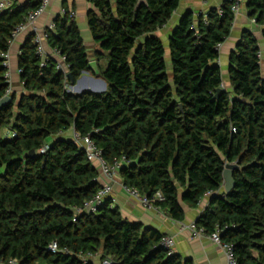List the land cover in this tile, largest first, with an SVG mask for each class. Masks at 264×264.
Here are the masks:
<instances>
[{
	"label": "trees",
	"instance_id": "trees-1",
	"mask_svg": "<svg viewBox=\"0 0 264 264\" xmlns=\"http://www.w3.org/2000/svg\"><path fill=\"white\" fill-rule=\"evenodd\" d=\"M89 1L92 36L109 56L100 73L105 92L67 88L90 63L68 8L46 34L49 46L66 57L71 79L56 69L55 57L40 56L35 33L21 47L23 91L0 109V260L84 264L82 256L100 252L113 264H194L170 253L162 244L166 235L110 208L111 199L97 212L76 214L102 184L85 150L65 134L74 130L90 136L107 161L122 162L123 184L149 198L161 192L165 200L154 204L176 221L185 219L182 203L197 208L211 193L196 223L209 235L219 230L221 240L234 245L238 264H264V57L258 38L242 34L229 59L232 90L215 99L224 85L217 47L236 20L230 0L222 14L214 7L181 17L169 37L170 64L157 31L183 0ZM41 3L13 1L0 13V54ZM247 11L264 26V0H248ZM7 70L0 56V101L10 88ZM31 150L35 156L25 158ZM228 163L239 168L226 195L220 191ZM54 241L70 253H51Z\"/></svg>",
	"mask_w": 264,
	"mask_h": 264
},
{
	"label": "crops",
	"instance_id": "crops-1",
	"mask_svg": "<svg viewBox=\"0 0 264 264\" xmlns=\"http://www.w3.org/2000/svg\"><path fill=\"white\" fill-rule=\"evenodd\" d=\"M19 4H26L28 0H14ZM223 0H211L208 3H202L196 0H183L180 7L173 14L168 24L157 31V35L163 40L166 48V61L170 64V50H169V37L173 29L178 25L181 17L188 13L193 12L194 17H198L200 14H206L212 8H218ZM64 8H68L69 11L74 13L75 21L79 27L82 39L87 48L90 62H96L98 73L94 70L89 71L85 77H80V81L75 85H71L73 93L82 92H94L103 93L106 90L98 88L97 83L93 81H105L101 77V70H104L107 66L105 62V52L101 49L93 36L89 26L88 15L91 10H94V6L89 0H49V4L46 7L44 13L37 19V26L41 31L46 30L54 21V19L62 13ZM240 14L235 20V24L230 37L223 44L220 51L219 64L222 70V57H228V72L227 79L224 80L225 88L232 90L230 77H229V59L231 51L235 49L238 42L242 38V34L246 31H251L259 40L260 47H264V38L262 33L264 26L254 23L253 19L249 16L247 11V5H244ZM29 31L20 33L11 43L10 53V66L8 68V77L10 87L13 92L17 93V100H19L20 94L23 91L20 70H19V54L21 47L25 43ZM165 40L167 42H165ZM44 47L47 56L53 54V49L49 46L48 42H44ZM223 52H225L223 54ZM58 60V58L56 57ZM103 61L105 66L103 65ZM264 70V63H263ZM93 82V83H92ZM106 82V81H105ZM9 131L6 130L5 134ZM74 130L66 132L69 137H72ZM122 179L120 176L116 177L114 183V191L111 198L114 200V206L119 209L124 218L132 222H139L144 227H152L158 230L160 233L168 236H173L175 240L174 252L178 253L184 259L193 260L194 264H228L226 254L219 245L214 243L208 235L200 237H193L188 226L196 222L200 215L206 210L210 203V195L206 196L197 208H191L188 205L182 203L185 211V219L183 221H176L168 216V214L161 208L147 209L142 203L131 197L122 187ZM224 189L220 192H223ZM91 264H102L101 253L98 252L90 258ZM38 264H47L46 262H40Z\"/></svg>",
	"mask_w": 264,
	"mask_h": 264
},
{
	"label": "built area",
	"instance_id": "built-area-1",
	"mask_svg": "<svg viewBox=\"0 0 264 264\" xmlns=\"http://www.w3.org/2000/svg\"><path fill=\"white\" fill-rule=\"evenodd\" d=\"M14 0H0V13L8 8L11 7ZM200 1L202 3H208L211 0H196ZM225 0L222 1V3L218 6L219 13H223V5ZM231 2V12L237 16L242 11V6L245 5L248 0H230ZM49 4V0H42L41 5L30 11L26 20L19 24L16 29L13 32V40L20 34L26 31L35 33L34 41L37 44L38 47V53L40 56L43 57L44 61H47L48 56L45 51L44 42L47 41L48 36L46 34V30L41 31L37 26V19L40 15H42L46 9V7ZM64 12V10L62 11ZM72 17H74V13H71ZM253 22L256 23V20L253 19ZM50 29H54V23H52L49 26ZM12 43V42H11ZM223 44H219L217 49L221 51ZM53 57L58 58V63L56 65V69L59 71H63L66 75V78H68V65L66 63V57L62 55V53L58 49H53ZM259 57L260 59H263L264 57V47H261V50L259 51ZM0 56L4 59V65L7 67V69L10 66V53L9 51L3 52L0 54ZM7 77H8V70H7ZM9 81V77H8ZM70 92H72L71 87H67ZM13 93L11 87L7 90L6 96H9ZM233 131L236 132V128H233ZM14 135V134H13ZM12 135V136H13ZM73 139L78 142L82 148L85 150L88 160L93 162V164L97 167L99 172V181L102 184V187L98 190L96 195L90 200L87 201L83 207L76 208L75 212L77 215L83 213V212H97L99 210V207L103 205L107 199H111V205L110 208H114V200L111 198L113 191H114V183L116 182V177L120 176V169L122 166L121 161H115L113 163H110L107 161L104 156L102 150L96 145V143L91 139L90 136H81L79 133L75 132L73 133ZM123 189L126 191L127 194H129L131 197L139 200L144 207L147 209H154V208H160L154 204L155 201H164L165 198L162 195L161 192H156L153 196V198H149L146 195L142 194L139 189L136 187H130L122 183ZM208 195H211V193H208ZM207 195V196H208ZM77 215L74 218V221L77 220ZM188 229L191 231V234L193 237H200L203 235H208L214 243L219 245L221 249L225 252L227 262L228 264H238V260L235 254L234 245L231 243H226L221 240L220 237V231H216L212 234H207L205 232V229L198 225L196 222L191 223L188 226ZM162 244L166 246L170 253L174 252V246H175V240L173 236H164L162 238ZM48 250L56 254L60 251H63L65 253H70L68 249H60L58 246V243L56 241L52 242L49 245ZM94 254H88L85 256H82V262L84 264L90 263V258ZM0 264H4L0 260ZM9 264H17L16 260H11ZM102 264H113V261L110 258H105L102 260Z\"/></svg>",
	"mask_w": 264,
	"mask_h": 264
},
{
	"label": "water",
	"instance_id": "water-1",
	"mask_svg": "<svg viewBox=\"0 0 264 264\" xmlns=\"http://www.w3.org/2000/svg\"><path fill=\"white\" fill-rule=\"evenodd\" d=\"M247 4H248V2L246 3V5ZM91 70H94L96 73H98L96 62H90L89 63L88 69L83 72L84 74H83L82 78L85 77L86 74ZM71 77H72V75L70 73H68V78L71 79ZM79 81H80V79L78 80V82ZM225 90H226V88L224 85L221 88H219L217 90L218 94L215 96V99L218 98L219 94L224 92ZM13 102H14L13 93L9 96H5L0 101V109L6 105L12 104ZM35 154H36V151L31 150L30 152L26 153L25 158H33L35 156ZM238 168H239L238 163H228L224 169V172H223V179H224L223 189H224V191H223V193L226 195L230 194L236 185V181L234 178V171Z\"/></svg>",
	"mask_w": 264,
	"mask_h": 264
},
{
	"label": "rangeland",
	"instance_id": "rangeland-1",
	"mask_svg": "<svg viewBox=\"0 0 264 264\" xmlns=\"http://www.w3.org/2000/svg\"><path fill=\"white\" fill-rule=\"evenodd\" d=\"M242 9H244V5L242 6ZM242 12H243V10H242ZM165 42H167V41L165 40ZM224 53L225 52H223V54ZM104 57H105L104 59H105L106 64H108V62H109V56H108V53L107 52H105ZM222 63H223L222 64V76H223V79L226 80L227 79V72H228V70H227L228 69L227 68L228 67V57L223 56L222 57ZM103 65L105 66L104 61H103ZM93 82L94 83H97L98 88H100L101 90H106L107 89V83L105 81H103V82H101V81H96V82L93 81Z\"/></svg>",
	"mask_w": 264,
	"mask_h": 264
}]
</instances>
